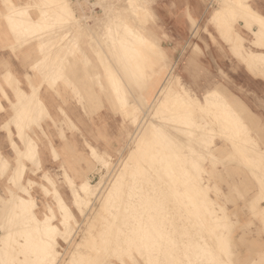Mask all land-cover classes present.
Returning <instances> with one entry per match:
<instances>
[{"label": "rangeland", "instance_id": "1", "mask_svg": "<svg viewBox=\"0 0 264 264\" xmlns=\"http://www.w3.org/2000/svg\"><path fill=\"white\" fill-rule=\"evenodd\" d=\"M106 1H107V4H106ZM243 1L245 2L246 0H243ZM223 2H224V0H221V1L220 0H210V5L209 6H210L211 9H210V12H209L208 16L202 22L197 23L196 25H194L193 32H192L191 36L188 38L187 42L185 43L182 51L179 53L178 57L176 58L175 65L173 67L174 68V73H180L181 74V76L183 78V83L185 84V86L188 89H190L193 93L197 94L200 98H202L204 96V94L208 90L213 89L216 86H221V88L226 93H230V91H231L230 90L231 88H230V85H229L230 82H231L230 73L231 72L233 73V71H231L229 69L223 71L220 68V64H217L216 60L214 59V54L211 51H209L210 48H208V42H207L205 36L203 35V34H208L209 33V26L210 25L214 26L218 30V32H221V33H224V34L227 33V29L230 30V31L232 30V33L233 34L235 33L234 34L235 36H236V32H238V33H240L241 35H243L244 37L247 38V41H244L245 46L248 49L251 47L249 37L244 35L240 31V27L239 26L235 25V23H237V18H241V19L246 18V17H244L242 15V13H240V12L237 13L236 12V14L234 13L236 16H234V15L232 17L229 16V19H228L229 22H228L227 27L222 25L220 22L213 23V21L210 20L211 15L215 11V9L219 8L223 4ZM155 3H156V0H122V1L121 0H110V1L109 0H95L94 3H90L89 2V4H88L90 6V12L95 13V15L91 16V17H86L85 15L84 16L80 15L79 17L81 19L80 18L78 19V22L84 27H87V25H91L92 27H94L96 29L101 28V30H103V33H102V35L100 37V40L102 41V43L105 44L106 48H107L108 44H110L109 45L110 47H108V48H111L109 50L112 51L111 53L113 54V57H114L115 61H112L114 59H112L113 57H111V53H109V56L111 57V59H110L111 60V63H110L111 68H110V70L107 68V66H105L103 68V75L105 77H102V79L104 81L105 80L106 81H110L111 84H110V82H108V85H107V83L105 81V86H104L105 88L100 85V89L106 90L107 87H108V89L106 90V91H108V93L103 91V93H104V95L106 97V98L104 97V102L106 103V110H109L110 113L113 116H115V115H116V117L120 116L121 129L125 132V138H124V141H123L119 151L116 154H111L113 157H109L110 154H108L106 152H100L96 148H95L96 152H94L95 150L93 149V147L89 146L90 149H91L93 167L89 168V171H90L91 174H90V176L87 175L86 179L90 180L92 182V184H95L96 182H98L100 180H103V182H105V185L103 186V188H101L100 186H99V188H96L97 191L95 190V193H97V194L99 193V194L103 195L105 193V187L108 185V182L110 183L112 181V179L114 178V175H116V173H117V168L118 169L120 168L119 166H121V164L123 162L122 160L125 158V156L128 153V151L133 147L132 145H133V139L135 138L134 136L139 134L140 131H141V130L140 131L138 130V125H139L138 123L143 118V116H144L143 114L145 112V109L139 104L138 100L135 98L137 91L144 92L148 80L150 78L154 77V74H156L157 70L161 69V66L163 64V58H162V55L159 52V50H160V48H163L166 45L165 43L168 40V37L163 32L164 24L160 20V18L158 17V15L156 13ZM44 6L47 7V8L45 10L42 9V13H53L54 12V9L51 7L50 4L44 5ZM63 6H64L65 12H69V13L72 12V9L70 8L71 5L69 4V2H63ZM67 7H68V11H67ZM80 12H83V10H81ZM109 14H110V16H109ZM238 15L240 17H238ZM99 17H101V19H98ZM102 18L104 20H102ZM231 18L232 19L234 18V19L232 20ZM120 20H122V21H120ZM94 21H95V23H94ZM97 21H98V24H99V21H101L100 25H98L96 23ZM252 21H253V19H252ZM104 22H106V23H104ZM117 22H119V23L117 24ZM102 23H103V25H101ZM125 23L129 24L132 27L133 31L135 30L134 32H135V34L137 36H140L139 35V33H140L141 34L140 37L147 36L149 39H152V38H154L152 36V31H154V30H155V32L157 31L158 34H159L158 35L159 49H157L153 45L148 47L147 45L150 44V41L148 40L149 42H147V45H145V44H140V46L135 45V46H137L139 48L140 54L142 55V58H137V60H136L135 58H133V55H134L133 52H131V51L123 52L122 51V46H121L122 43L120 42V40H121L120 38L126 37V35L130 36V34H128V31L126 29L123 30L125 28L124 27ZM85 24H86V26H85ZM110 24H111V26H110ZM48 28L49 27H47V29ZM133 31H131V32H133ZM106 32H107V34H105ZM161 34H163V35H161ZM105 36H107V38ZM102 37H104V38H102ZM226 37H227V35H224V37H223L224 40H225ZM106 39H108V42L106 41ZM209 40H211L212 44H214V45H220L218 40H217V38H215L211 34H210ZM226 43H228V42L226 41ZM230 48H231V51L235 55H238L239 62H244L246 64H249L248 62H246L243 59V57L241 56V54H239V51L235 47L233 48V47L230 46ZM206 49H207V51H206ZM118 50H120L121 54L119 53ZM122 54H124V56L126 55L123 58V60H122V56H123ZM141 59L143 60V62H142ZM138 62H140V67L136 68L135 65ZM170 65H169L168 69H170V68L172 69V67H170ZM116 69H119V70H117L119 73L114 71ZM106 70L107 71L109 70L108 73H107ZM232 70H234V69H232ZM122 71H124V72H122ZM167 72H168V70H167ZM131 73H134L135 76L132 77ZM88 75L89 74H87V77L89 78L90 76H88ZM95 76L97 78V75H95ZM89 80H91V81H90L89 84H87V91H88V95L90 97L92 95V93L95 91V89H94L95 86L97 85V87H99V85L92 82L93 78L90 77ZM120 81H121V83H120ZM130 81L132 82L131 84L134 85L133 87L131 85L129 87ZM223 83H224V86H223ZM120 85L122 87H124V86L126 87V88L124 87L125 91L123 90V88ZM110 87H111V89H110ZM114 88H116V92H114L115 91ZM111 90H112L113 93L111 92ZM91 91H92V93L90 94ZM120 92L122 94V97H121ZM128 92H129V94H128ZM117 93H119V94H117ZM107 94H108V96H107ZM124 94H125V96L127 94V97L128 96L130 97V94H131V96H133L134 98L131 97L130 98L131 100H129V97H128L129 101H127V99H125ZM224 96H225V94L223 93V95L220 98H218L219 100H217L216 112L218 111L217 112L218 115L222 114V117H223V115H224V117H225V115H226V117L229 116V118H231L232 125L231 124H229V125L220 124L219 125V122H217L213 126V131L208 132L209 134H207V135H205L203 137V135L205 134V132H204L203 135H202V138H198L197 137L199 140L195 137V139H197L198 142H200V144H198L197 140L193 141L194 138H192L191 141L187 140V139L185 141H183L182 140L183 138H180L181 137L180 136L181 133L180 132H176V130H179V128L176 126L177 129L176 128H174L175 130L173 129L174 125L177 124L175 122L176 111H175L174 107H170L171 109L166 107V106H164V107H162L160 109H154L153 108L152 109L153 111L150 110L148 112V116H146V121H148V122L152 121V119L154 120V122H156V119H157V121L159 123L160 122H164V121L166 122V120H167L168 123H162V124H164V125L168 124L169 126L171 124V128L175 131L174 134H173V130H171V132H172L171 136L173 135L171 137V136H169V134H167V133H169L168 131L171 129L168 125L167 126L163 125V127H160L159 125H155L156 128L153 129L154 130L153 131V136L151 137V140L145 145V152L146 153L150 152L151 149H152V151L162 150L163 149L165 153L167 152L169 154L171 152L173 153L176 150H178V152L176 151L177 154H178V153L181 152V151L179 152V148H181L182 152L185 150V149H183L184 148L183 144H180L182 142L185 143L184 146H187L188 150L191 149L190 151L185 150V152L187 151V154L189 153V156L191 154V156L189 158L190 159L192 158L193 160L186 159V158H188V156L185 155L186 154L185 152L183 153L184 154V158H181V156H183V154L180 153L181 156L177 157V160H176L177 162L175 161L176 163H173V167H177L178 168V166H181V165H184V166L186 165L185 166L186 169H187V167H189V170L187 169V172H188L187 175L188 176H185L186 177L185 178V183H187L186 186L188 188L190 187L192 190L191 189H188V191L185 190L186 192L185 191H181L183 187L180 186L179 188L181 190L179 189V191L176 192V190L174 191L175 188H173L174 185H172L173 187L170 186L171 188H169V186H167V183L169 184V181L171 182V180L174 182L173 178H175V180H176L179 176L181 177V175L178 176V174L176 175V173L173 172L170 175L173 178H170V176L167 175L168 174L167 172L164 173V167L161 164L158 163V160L155 159V160H153V162H152L153 164L152 165L151 164H146V165H148L147 168L149 169L148 172H147V175L152 173L151 174L152 176L150 175L151 178L149 177L151 179V181H147V180H149V178H148L149 175L147 176L146 173L145 174H139L138 175L139 177H138V179L136 180V183H135V188H131V189L126 188V187L124 188L125 192L128 190L127 195L125 194V199L127 198L126 200L130 199V201H131L132 198H133L134 201H135L134 202L132 200L133 201V204H132L133 206L130 207L131 211L129 210L130 211L129 212V217L132 218L133 220L129 218V221L127 222V224H126L127 226H126L125 224L121 225L122 224V220L119 219L120 220L119 222L121 224L118 221H116V225L112 229H110V231H109L107 226L109 224H111L110 220L109 221L107 220V222H106V219L104 218V217H107V216L110 215V213H108V210H107V208L109 206H104V204L102 202L103 200H101L100 198L98 199L96 197V194H95V195H91L87 199L85 198L84 200H80L79 202L76 201L74 192H77V191L81 190L80 187H79V184L82 181L74 183V182H72L70 180H65V181L60 182V183H58V182L55 183V181L52 180V179H50V180L46 179L48 184H49L48 185L49 189L44 188L43 185H41V184H39L37 182H35V183L28 182V184H27L28 186L26 187V189H27L26 191L29 192L28 188H32L33 187V191H34L33 194H34V197H35L36 203H37V207H36L37 210L36 211H37L38 216L40 218H43L45 213L48 214V215L49 214L51 215L52 214V210L51 209H53L55 211L56 215H57V218L54 220V222L59 225L61 231H59L57 234H55V238H53V239L44 238L42 235H37V236L33 237V239H32V237L30 239L25 238L26 236H24L20 232L25 230L27 224H29L30 221H32V220H30L31 212L30 211L25 212L23 217L21 216L22 217L21 220L19 219V217H17L18 219L12 218L14 215L9 213V211L7 210V203L8 202H4L3 201L4 203H2L1 206H0V230L2 229L1 226L3 225V226H5V228L7 230H9L14 235H16L17 233H20V237L17 239L16 237L12 236V237H10L9 241H7L6 244H4V246L2 247V250H0V264H1V261H4V263H2V264H36L37 260H35V257L39 256L38 254L41 252V250H43L44 246L47 247L50 244H53L54 240L57 241V243L55 242L56 244L54 243L57 252H54L53 254H51L49 257H47L40 264H51V262L53 263L54 254L57 255L56 259L59 258V260H60L59 264H65V263H67L70 260V257L72 256V253H76L78 251V249H79V251H81L85 255H89V254L93 255V253H94L95 257H96V262H98V260H102L100 262V264H107V263L108 264H133V263H136V264H152L154 261H155V264H158L159 262H160L159 264H161L162 261L164 262L162 264H165V263L169 264L170 261H172V263L174 262L173 261V257L174 258L176 257L174 255H176V252H177V249H178L177 247L184 248L185 251L186 250H190V252L188 251V254L191 253V255L193 254L194 251L195 252H194V254L192 256L193 258L191 257V255L190 256L188 255L189 257H191V259L187 257V259H189V261H190L189 262L186 259L187 255L185 257H183L185 255V253L180 254L184 250L182 249V251H181V250L178 249V252L181 251L180 253L177 254V255H179V258H178V256H177V258L180 259V261H178V259L176 258L175 260H177V261H176L175 264H177V262L182 264L181 261L183 259L188 261V262L185 261V263H187V264H194L193 263L194 261H196L195 264H197V263L200 264L201 262L204 263V264L205 263L209 264L211 259L215 260V261L211 260V262H213L214 264H217V263L218 264H225V263L226 264H234V263L235 264H248L249 262H250L249 264H264V182H263L264 181V178H263L264 177V173H263L264 172L263 171L264 170V152H263L264 151V117L263 118H259L258 116H256L251 110H249L246 107V104L243 103L241 100H235L234 109L232 110V108H231L230 110H227L226 106H225L227 98H225ZM114 97H115V99H114ZM135 99H136V101H135ZM115 101H117V102H115ZM126 101H127V103H126ZM116 104H117V106H116ZM263 105H264V102H263ZM123 106L124 107L127 106V109L129 111V114H128L129 116L125 114V111L123 113V111H122V109H123L122 107ZM220 106L222 107V109H221ZM235 107L237 108V110L240 113L242 112L241 113L242 115L240 114L241 117H240V115L236 116L237 115L236 114L237 111H236ZM223 109H224V111H223ZM234 111H236V112H234ZM227 114H228V116H227ZM158 115H159V117H158ZM149 116H151L152 118L149 119L150 118ZM171 116L175 117V118H172ZM154 117H155V119H154ZM160 117L162 119H159ZM237 122H239V123H237ZM247 122L250 123V124H248ZM155 124H157V123H155ZM172 124H173V127H172ZM241 124H243L244 127ZM252 124L253 125L256 124V125L253 126ZM136 125H137V127H136ZM246 126H247V128H249L248 130H247ZM159 127H160V129H159ZM165 127H167L166 130H164ZM218 127L220 128V130H219ZM222 127H225V129H223ZM231 128H232V130H231ZM156 129L159 130V131H156ZM223 130H224V132H223ZM217 132H218V134H217ZM254 132L256 134H259V136H257ZM176 133H177V135H179L177 137V139L180 138L182 141L181 140L179 141V139L178 140L176 139V140L173 141V139L176 138ZM178 133H180V134H178ZM206 133H207V131H206ZM240 133H242L241 135H243V134L244 135L241 136V135H239ZM157 135H158V137H157ZM199 137H201V136H199ZM242 138L245 139V140L248 138V140H246V143L244 142L245 140H243ZM236 139H237V141H236ZM164 140H166V141L164 142ZM171 141H173V142L178 141L179 145L177 146V143L175 144V143H172ZM240 141H242V142H240ZM196 142H197L198 145L196 144ZM233 142H235V144ZM171 143L174 146L176 145L175 147H177L178 149L175 148V147H171L172 146ZM238 143H240V145ZM241 144L243 145V147H242ZM180 145H181V147H180ZM188 145L191 146V147L194 146L195 149H193L194 147L189 148ZM200 145H203V146H200ZM236 145H239V146L237 147ZM245 145H247V146H245ZM198 146L199 147H203V148H198ZM205 146H206V148H205ZM170 148H171V150H170ZM196 148H197L198 151L200 150L198 153L196 151ZM258 148H260V149H258ZM174 149H176V150H174ZM211 149H213V151ZM238 150H240V151H238ZM169 151H171V152H169ZM192 151H194V152H192ZM201 151H203V152H201ZM156 152L157 151H155V153ZM238 152H239V154H238ZM200 153H201V157L199 155ZM240 153H242V154L240 155ZM248 153H249V155H248ZM203 155H205V156H203ZM102 156L106 160H108L107 163L103 162ZM185 156H186V158H185ZM193 156L194 157L197 156V157L193 158ZM198 156L200 157V159L202 158L201 159L202 161L200 159H198ZM259 156H261V157H259ZM178 158H179V160L181 158V162L178 160ZM262 158H263V161L261 162ZM183 159H185L186 161L188 160V163L191 161L190 165L192 164L191 165L192 168H190L191 166L189 164H186L187 162H185V160L182 161ZM210 159L215 161V163L213 161L215 166L211 162L212 160L210 161ZM225 159H227L226 162H225ZM86 162H89V158L88 157L86 159ZM182 162L184 164H182ZM221 162H223V163H221ZM245 162H246L247 165L245 164ZM179 163H181V164H179ZM196 163H199L197 165L198 167H195ZM258 163H259V166H258ZM176 164H179V165L175 166ZM193 165H194L195 168L193 167ZM228 165H229V168H228ZM248 165H250V166H248ZM199 166H201V167H199ZM150 167H152V168L150 169ZM259 167L260 168L262 167V168L260 169ZM198 168H199V170H198ZM203 168H204V170H203ZM196 169L199 172H196L197 171ZM221 169H222V171H221ZM158 171L160 172V174L158 173ZM226 171H228V173ZM161 172H163V173H161ZM195 172L198 173V174H196ZM161 174H165L168 177L167 178L164 175V177L166 178V179L165 178L164 179L166 181L162 178L163 175L161 176ZM197 175H199V176L197 177ZM152 177H154L157 181H154L155 179L152 180ZM189 177H190V179H188ZM223 178H225V179H223ZM182 179L183 178H181V180ZM199 179H200V181H199ZM259 179L261 181H259ZM138 181L140 183H138ZM163 181L167 182V183H164ZM42 182L47 184L43 180H42ZM152 182L156 183L157 185H160V187H159L160 189L164 188L161 195L163 196V194H164V196H165V194L166 195L168 194L167 197H165V198H168L167 200L165 199L166 201L163 198L164 196L162 197L160 194H158L159 192L161 193V191L157 190L159 188L158 187H157V189L153 188V187H156V184H152ZM72 183H74L75 185H72ZM162 183H164L167 187L164 184H162ZM188 183H190L191 185H189ZM198 183H200V185ZM212 184L214 185V187H213ZM65 185H67V187L70 189V192L72 193V196L71 195L70 196L65 195V193H66L65 191H60V192L62 194V197L64 198L66 203L69 205V207H70V209H71V211L73 213V216L69 217V219H66V220L61 215V212L59 210L58 198L56 196L57 190L58 189L60 190V188H64ZM150 185L151 186L153 185L152 188L154 190H156V192L157 191H159V192L158 193H156V192L153 193L154 190L153 189L151 190V186ZM162 185H164V186H162ZM138 186H140L139 189H137ZM161 186H162V188H161ZM192 186H193V188H192ZM215 186L217 187V189H216ZM195 187L196 188L199 187L198 189H200L199 190L200 192ZM36 188H43L44 194L46 195V197L45 196H37L35 191H37L38 189H36ZM29 190H31V189H29ZM131 190H132V193H133V190L134 191L137 190V195L138 194L139 195L142 194V195H140V197H138V196H136V192L134 194H132ZM164 190H166V191L164 192ZM194 190H196V192ZM203 190H204V193H201ZM216 190H218V191H216ZM192 191H193V193H192ZM206 191L208 192V195H207ZM212 192H214L215 195ZM174 193L176 195L178 193L183 194V196L185 195L186 197L184 196L183 199L186 198V201H185V199H184V201L187 202L188 204L187 203H183L184 201H182L183 200L182 199V195L178 194L179 196H181V199H182L181 200ZM191 193H192V195H191ZM129 194L131 196H128ZM150 194H152L153 196H156V194L160 195V197H159L160 200L157 202L156 200H158V198L156 199V197H158V196H156L155 199H153L154 203L156 202L155 204L153 202H150V201L148 203L147 200H149L151 198ZM196 194H197V196H196ZM134 196H135V198H134ZM145 196H147V197H145ZM149 196H150V198H148ZM171 196H173V197H171ZM193 196H195V197H193ZM144 197H145L146 200L144 199ZM152 198H154V197H152ZM173 198L175 200L177 199L178 201L181 200L184 205H181L182 203H178L177 200H176L177 201V203H176V201ZM162 199H163V201L165 203H168V205L169 204H174V205H171V206L169 205V207H168L167 205H165L164 202L161 201ZM191 199H195L194 202H192ZM150 200H152V199H150ZM170 200H171L172 203L169 202ZM215 200H216V202H215ZM143 201L146 202L147 205H146V208L143 207L140 210V208L137 207V206L138 205L140 207L143 206V205L145 206L146 203H144ZM160 201H161V203H159ZM140 203H144V204L141 205ZM150 203H153L155 206L158 205V203H159V205H163L162 210L164 209V211H162V210H161L162 212L158 211L159 210L158 207H154V205H152V204H151L152 205L151 206ZM178 204L180 205L181 208L179 207ZM189 204L192 207L194 205V208H193V209H195V211L193 210L194 212L192 211V208H191V206H189ZM187 205L189 207H186ZM115 206L112 205V209L113 210L115 209V211L116 210L118 211L117 206H116V208H115ZM149 206L151 207V209H150ZM184 206L186 207V210L184 209L185 208ZM152 207H154L156 209H154ZM170 207L172 209L175 208L176 210L180 209L181 213H182V211H184V213H185L184 216L185 217L182 214H180V212H179V214L181 216L178 217L179 214H176V212L174 210H171ZM218 207L219 208L222 207L223 211H222L221 208L219 209ZM144 208L147 209V210H145ZM160 208H161V206H160ZM187 208H188V211L189 210H191V211L188 212ZM201 208H203V209H201ZM142 209H144V210H142ZM152 209H154V210L158 209V210L157 211L153 210V212H154L153 213ZM165 209L168 210V211H166ZM148 211L150 212L151 215L147 214V217H146V213ZM63 212H64V210H63ZM155 212H156V215H155ZM159 212L162 213V214L164 213L165 216L163 217L162 214H160L161 216H157V213H159ZM167 212H168V214H170V217H171V215H173L172 218L174 219V222L172 221L173 219L168 217L169 215L167 214ZM29 213H30V216H29ZM130 213H133V214H131V216L135 215L134 218L130 216ZM138 213H139V216H141V217L136 215ZM140 213L141 214L143 213L142 214L143 216ZM171 213H174L175 217H174V214H171ZM144 214H145V216H144ZM190 214H192L194 217L195 216L198 217V219L197 220H195V218L193 219V216L190 215ZM225 214H227V215H225ZM1 215H3V216L1 217ZM166 215H168L167 219L169 218L170 221L165 219ZM152 216H154V217H152ZM225 216H226V218H225ZM182 217H183V219H182ZM143 218L145 220L148 219V218L149 219H151V218L152 219L153 218L156 219L157 218V220H155V221L153 220V222H155L156 224L152 223L154 226L157 225L156 227H158L160 222L161 223L164 222L163 224H160L161 227H158L160 229L163 228V227L167 228L169 223L167 222L168 224L166 226V221H169V222L172 221L171 225L172 224L173 225L171 227L172 230L170 231V233H172L173 228H174V231H180L182 229V231H180L181 233L186 231L187 229H186L185 226H184L185 230H183L184 228L181 227V226L184 225L186 220L187 221L189 220L190 222L188 221V223H189L188 225H187V222H186L185 225L187 226V228L188 227L193 228L194 229L193 231H195L197 228L201 231L202 230L201 225L202 226L204 225L202 234H203V237H204L205 241L209 239L210 235H212L210 237V239H209V242L211 240L209 246L211 247V250H213V252L210 251L209 255L213 254V256L215 255L216 257H213L211 255L209 256V255L205 254V257H204L205 259H203V258H201V260H200V258L195 259V256H194L195 253L198 252L196 254L197 255L196 257H198L199 255L202 256V250H203V248L206 247V243H208V242H206V243L203 244L205 247L202 245L203 248L202 249L200 248L201 252H200L199 248L197 249V252H196V250H194L195 247L197 246L196 243H195L196 246L193 245L190 248V246L192 244L191 241L196 239L194 237H197L198 235H200L198 230L195 231V232H198V233L194 234L193 238H192V236L189 235V233H191L192 231L190 229H189L190 231H186V233H188L187 235H189L191 237V239H192L191 240L189 237H187V240L190 239L189 241L191 243L189 241H186L184 239L185 237H180L179 238L177 234L180 235L181 234L180 232L179 233L175 232V233H177V234H175L177 239H176V237L174 236V233H173V237L176 239V240H174V243H175V241L177 243L178 242L177 240H180V239H181L179 241L180 244H182V243L185 244L184 241L190 243V244L187 243L190 246H188L186 244L185 245L183 244L182 246L181 245L179 246V243H178L177 246L174 247V245L172 246V244H174V243H172V244L170 243L169 244L167 242L168 245H167V243H165L166 240L169 241L171 239H174L171 236H169V234H170L169 232H166V230L168 231L169 229H171L169 226H168V228L166 230L163 231V229H161V232H159L158 228H157L158 231H157V229H154V228L152 229L151 228V227H154L151 224V222H152L151 220H149V219L146 220V221H148V224H147L146 221H143L144 220ZM162 218L165 221H161ZM179 218H180V220H179V222L176 225L175 222L178 221L176 219H179ZM184 218H186V220ZM1 220H2V222H1ZM89 220H91V221H89ZM139 220H141V221H139ZM183 220H185V221L180 223V221H183ZM200 220H202L201 222L203 224H200L201 223ZM19 221H20V223H19ZM157 221H158L159 224H157ZM191 221L195 222L196 225H194V227H193V224H190ZM197 221L200 222V223H197ZM104 222H106V223H104ZM141 223L144 224L145 226L147 225L146 228H145V226H141ZM149 223H150V225H149ZM174 223H175L176 227L178 226L177 228L175 227ZM179 223L180 224L183 223V224L180 225ZM227 223H230L231 229L233 228L232 230L229 228V226L228 227L225 226ZM102 224L105 227H103ZM132 224H133V226H131ZM205 224H207V225H205ZM231 224H233V226ZM101 225H102V228H101ZM128 225H129V227L131 229L128 227ZM195 226L197 228H195ZM199 226L201 228H199ZM54 228L55 227H50L48 229V231H51V229H52L53 231H51V234H53L54 231H55ZM76 228H77V230H76ZM105 228H107V229H105ZM210 228L212 230L215 229V231L210 232L211 231ZM101 229H103L104 231L101 230ZM122 229L124 230V232H123ZM205 229H207V230L210 229V231H205ZM228 229H230V230H228ZM137 230H139V231H137ZM125 231H126V233H125ZM136 231L141 233V234L138 235V233H137V234L134 235V233ZM149 231H152V233L150 232V234H149ZM155 231H157V232L155 233ZM1 232H2V230L0 231V233ZM107 232H109V233H107ZM204 232H206L207 234H208V232H210V233L207 235V234H204ZM214 232H215V234H214ZM104 233L106 235H104ZM153 233H155L154 234L155 235L154 238H153ZM163 233H166V234L169 233L167 235L169 237L167 238V236L165 235L166 238L162 239L159 236V234L164 236ZM193 233H191V234H193ZM228 233H231L230 236H229ZM51 234L47 235L48 238L52 237ZM185 234L183 233L182 235H185ZM117 235H118V237H117ZM121 235L124 238H120ZM149 235H151V236H149ZM214 235L217 236L218 238L216 239V237ZM90 236H91V238H89ZM139 236H140V238H139ZM206 236H208V237H206ZM224 236H226L225 239H224ZM38 237H39V239H38ZM85 237H87L86 242H84V244H81V243H83ZM104 237H106V240H105ZM108 237H110V238H108ZM149 238L151 240H154V241L152 242ZM219 238H222L223 240H220ZM107 239H108V241H107ZM114 239H115V241H114ZM116 239H119V240H116ZM158 239H161V240L157 241ZM198 239H199V236H198ZM198 239H197V241H198ZM230 239L232 240V242H230ZM88 240L91 241V243ZM122 240L123 241L125 240V241L123 242ZM142 240L144 241V243H143ZM147 240L150 243V246H149V243L146 242ZM217 240H219L220 242L217 241ZM224 240H225V242H224ZM99 241H101V242H99ZM134 241H136V245H134V243H133ZM161 241H163L162 244H161ZM171 241H169V242H171ZM36 242H38L37 245H35ZM159 242H160V244H159ZM194 242L195 241H193V244H194ZM98 243L99 244L101 243V246L98 245ZM109 243H110V245H109ZM151 243L155 244V245L152 246ZM163 243H164V245H163ZM144 244H145V246H146V244H148L147 245L148 248L145 247ZM217 244H220L221 247H220V245H217ZM138 245H139V248H138ZM162 245L163 246H165V245L169 246L170 245V247H172V248L174 247V249H176V250L174 251L172 248L167 247V246H165V248L167 247L166 249L165 248H159ZM228 245H229V247H228ZM113 246L114 247L115 246L116 247L119 246L118 247L119 250L116 247L114 249ZM135 246H136V248H135ZM156 246H158V248ZM89 247L90 248L92 247V248L90 249ZM104 247H105V250H107L106 252L105 251H101L102 249H104ZM155 247L157 248V250H155ZM218 247L221 248L222 251H226L227 254L225 252H222L220 249H218ZM227 247L230 248V251L228 250ZM40 248H41V250H40ZM137 248H138L139 252H138ZM169 248L171 250H173L174 252L170 251ZM99 249H100V251H98ZM150 249H151V251L148 252V250H150ZM162 249H165V252L167 254H170V255H167L164 252V250L162 251ZM191 249H193V250H191ZM37 250H38V252H37ZM140 250L142 252L143 251L144 252L142 253V252H140ZM166 250H169L174 255H172L171 253H169V251H166ZM160 251H161V253H160ZM218 252H220V253H218ZM153 253L156 256L158 255V257H162V255H163L164 259H169L168 256L172 257V258H170L171 260L169 259V262H167V260H164V259L162 260L161 258L155 257V255L153 256ZM223 253H225V256H224ZM233 253H235V254H233ZM110 254H112V255L110 256ZM186 254H187V251H186ZM148 255H150V256H148ZM180 255H182L181 257L183 259L180 258ZM219 255H222V256H219ZM227 255H229V256L227 257ZM166 256H167V258H166ZM29 257H33V259H30ZM101 257H102V259H101ZM106 257H107V259H106ZM132 257H133V259H132ZM218 257L221 258V259H218ZM229 257H230V259H231V257L233 258V259H231L232 262L234 261L233 263L230 262L231 260H229ZM193 259H195V260L192 261ZM217 259H218V261H217ZM134 260H136V261H134ZM147 260H149V262ZM202 260H205L206 262H203ZM225 260L229 261V262H226ZM122 261L124 263H122ZM145 261L147 263H144ZM197 261H199V262H197ZM150 262H152V263H150ZM172 263H170V264H172Z\"/></svg>", "mask_w": 264, "mask_h": 264}, {"label": "crops", "instance_id": "2", "mask_svg": "<svg viewBox=\"0 0 264 264\" xmlns=\"http://www.w3.org/2000/svg\"><path fill=\"white\" fill-rule=\"evenodd\" d=\"M94 1L0 0V204L8 200L11 191L27 196L26 193L16 189L12 183L11 179L15 173L13 171L17 168L22 170L21 182L25 189L28 182H37L49 189L46 179H52L55 183L65 180L77 183L91 174L89 168L93 167V164L89 146L100 152L116 154L124 141L125 132L121 129L120 116H113L109 110H106L104 90L100 89V85L104 87L106 81L102 79L105 77L103 68L111 63L108 49L110 44L106 50L105 45L99 40L103 30L91 25L87 26L88 29L78 22L80 15L86 17L95 15L90 12L88 5L89 2L94 3ZM63 2H69L72 12H65ZM245 2L264 16V0H246ZM47 4L54 9L53 13H42V9L47 8L44 5ZM209 5L210 0H156V13L163 22V32L168 37L166 45L162 47L170 57V67H174L176 58L191 36L194 29L193 21L200 23L205 20L211 9ZM81 10L83 12H80ZM235 25L240 27V31L248 36L250 41L254 40L253 31L258 30V25L253 23L251 17L237 18ZM29 30L33 33L31 34ZM97 30L100 31V35L99 31L94 33ZM210 34L217 38L220 45L212 44L209 40ZM158 35L157 31H152V36L157 40ZM203 35L208 42L209 51L214 54V59L217 64H220V68L223 71L228 69L233 71L230 73L231 89H229L231 91L227 94L235 100H241L256 116L263 118L264 69L239 62L238 56L231 51L230 44L224 40L225 34L218 32L214 26L210 25L209 33ZM48 39L54 41L51 40L52 43H49L51 41ZM67 44L71 45L67 46ZM250 45L253 51L264 55V43L262 46L251 43ZM155 47L158 49L157 46ZM103 54L106 55L103 56ZM98 57L102 59L98 60ZM104 57L106 62H102L105 61ZM68 59L69 62L71 60L72 67L68 64ZM88 66L92 75L85 70ZM70 71L75 73V79ZM85 72L93 78V83L99 85V87L95 86V91L91 92L90 97L86 89L89 80ZM76 73L77 76H82L77 77ZM94 74L98 77L96 78ZM78 81L80 84L77 83ZM74 82L79 86L83 82L81 89L74 85ZM106 83L108 85V81ZM96 98L98 100H95ZM33 101L34 103L40 101V104L32 108ZM29 141L36 147L35 160H28L23 155L19 156L25 151ZM87 157L89 162H86ZM42 180L47 184L41 183ZM36 189H38L35 191L37 196L46 197L43 188ZM28 191L34 196L33 187L28 188ZM57 191L60 194V191H65V195L72 196L67 185Z\"/></svg>", "mask_w": 264, "mask_h": 264}, {"label": "bare ground", "instance_id": "3", "mask_svg": "<svg viewBox=\"0 0 264 264\" xmlns=\"http://www.w3.org/2000/svg\"><path fill=\"white\" fill-rule=\"evenodd\" d=\"M13 1V0H12ZM110 1V0H109ZM122 1V0H121ZM221 1V0H220ZM106 4H107V1H106ZM109 4V3H108ZM119 4V3H118ZM48 5V4H47ZM127 6V5H126ZM43 7V6H42ZM129 7V6H128ZM71 8V7H70ZM104 8V7H103ZM61 10H63L62 8H60ZM59 9V10H60ZM0 10H1V8H0ZM64 11V10H63ZM62 11V12H63ZM71 11V10H70ZM2 12V11H1ZM107 12V11H106ZM236 12L238 13V12H240V13H242V15L244 16V17H251L252 19H253V23L254 24H256V25H258V30L257 31H253V34H254V40H252V41H250V43L252 44V45H255V46H262L263 45V43H264V16L262 15V14H260L258 11H256V10H253L252 9V7L248 4V3H245L243 0H224V2H223V4L219 7V8H217V9H215V11L213 12V14L211 15V18H210V20L211 21H213V23H216V22H220L222 25H224V26H226L227 27V25H228V19H229V16L230 17H232L233 15L234 16H236L235 14H236ZM64 13V12H63ZM235 13V14H234ZM47 14V13H46ZM75 14V13H74ZM104 15V14H103ZM54 16V15H53ZM64 16H65V14H64ZM68 16V15H67ZM105 16V15H104ZM109 16H110V14H109ZM62 17H63V15H62ZM103 17V16H102ZM50 18V17H49ZM76 18H78L77 17V15H76ZM80 18V17H79ZM78 18V19H79ZM107 18V17H106ZM51 19H52V17H51ZM81 19V18H80ZM98 19H101V17H99ZM232 19V18H231ZM234 19V18H233ZM232 19V20H233ZM42 20V19H41ZM50 20V19H49ZM59 20V19H58ZM102 20H104L103 18H102ZM51 21V20H50ZM108 21V20H107ZM116 21V20H115ZM118 21V20H117ZM120 21H122V20H120ZM53 22V21H52ZM51 22V23H52ZM59 22V21H58ZM85 22V21H84ZM100 22L101 21H99V24H98V21L96 22L98 25H100ZM31 23V22H30ZM39 23H40V21H39ZM43 23V22H42ZM47 23H49V21L47 22ZM57 23V22H56ZM83 23V22H82ZM94 23H95V21H94ZM104 23H106V22H104ZM119 22H117V24H118ZM193 23H194V25H196L197 23H196V21H193ZM36 24V23H35ZM108 24V23H107ZM113 24V23H112ZM30 24H28V26H29ZM101 25H103V23L101 24ZM109 25V24H108ZM250 25V24H249ZM44 26V25H43ZM42 26V27H43ZM51 26V25H50ZM64 26V25H63ZM68 26H70V25H68ZM85 26H86V24H85ZM87 26H89V25H87ZM110 26H111V24H110ZM109 26V27H110ZM124 26V25H123ZM255 26V25H254ZM83 27V26H82ZM125 28L123 29V30H127L128 31V34H130V36L128 35H126V37H123V38H120L121 40H120V42L122 43V51L123 52H125V51H131V52H133L134 53V55H133V58H135L136 60H137V58H142V55L140 54V50H139V48L137 47V46H140V44H145V45H147V42H149L150 41V44L149 45H147L148 47H150V46H157L158 47V49H159V40H157L156 38H152V39H149L147 36H144V37H140L141 36V34L139 33V35L140 36H137L136 34H135V30L133 31L132 30V27L129 25V24H127V23H125V26H124ZM39 28V27H38ZM63 28V27H62ZM68 28H70V27H68ZM88 28V27H87ZM30 29V28H29ZM64 29H67V28H64ZM63 29V30H64ZM83 29V28H82ZM89 29V28H88ZM87 29V30H88ZM100 30H101V28H99ZM117 29V28H116ZM257 29V28H256ZM39 30V29H38ZM30 32H31V34L33 33L31 30H29ZM93 31V30H92ZM99 30H97V31H95L94 33H96V32H98ZM131 31H133V32H131ZM41 32V31H40ZM89 32V31H88ZM87 32V33H88ZM111 32V31H110ZM137 32V31H136ZM103 33V32H102ZM90 34H91V31H90ZM105 34H107V32L105 33ZM235 34V33H234ZM233 33H232V30L230 31V30H228L227 29V33H225V35H227V37L225 38V40L230 44V46L231 47H235L238 51H239V54H241V56L243 57V59L246 61V62H248L251 66H253V67H255V68H258V69H264V55L262 54V53H257V52H255V51H253L251 48H247L246 46H245V44H244V41H247V38L246 37H244L243 35H241L240 33H238V32H236V36L234 35ZM34 35V34H33ZM73 35V34H72ZM91 35H93V34H91ZM96 35V34H95ZM98 35V34H97ZM99 35H100V31H99ZM115 35V34H114ZM121 35V34H120ZM49 36V35H48ZM60 36V35H59ZM56 37V36H55ZM74 37V36H73ZM91 37V36H90ZM106 38H107V36H105ZM114 37V36H113ZM24 38V37H23ZM26 38H27V36H26ZM52 38V37H51ZM64 38V37H63ZM94 38V37H93ZM96 38V37H95ZM102 38H104V37H102ZM54 39V38H53ZM53 39H51V40H53ZM90 39V38H89ZM49 40V39H48ZM51 40H49V41H51ZM94 40V39H93ZM97 40V39H96ZM100 40V39H99ZM149 40V41H148ZM46 41V40H45ZM54 41V40H53ZM60 41V40H59ZM71 41H72V38H71ZM74 41H76V40H74ZM89 41H91V40H89ZM106 41L108 42V39H106ZM66 42V41H65ZM237 44H236V43ZM17 43V42H16ZM41 43H43V42H41ZM49 43H52V41L51 42H49ZM72 43V42H71ZM93 43V42H92ZM92 43H90V44H92ZM96 43H99V41L97 42L96 41ZM95 43V44H96ZM106 43V42H105ZM55 44V43H54ZM56 44H57V42H56ZM55 44V45H56ZM77 45H78V43H76ZM104 44V43H103ZM41 45V44H40ZM70 46L71 44H67V46ZM97 45V44H96ZM95 45V46H96ZM100 47H101V45L100 44H98ZM105 45V44H104ZM135 45H137V46H135ZM46 46V45H45ZM47 46H50V45H47ZM98 46V47H99ZM118 46V45H117ZM40 47V46H39ZM93 47H94V43H93ZM47 48V47H46ZM70 48H72V47H70ZM77 48V47H76ZM117 48V47H116ZM94 49L96 50V48L94 47ZM100 48H98V50H99ZM101 49H102V47H101ZM108 49H111V48H108ZM119 49V48H118ZM56 50V49H55ZM71 50V49H70ZM103 51H104V49H102ZM102 50H100V51H102ZM106 50H107V48H106ZM72 51V50H71ZM70 51V52H71ZM109 51V50H108ZM119 51V53H120V50H118ZM65 52V51H64ZM73 52V51H72ZM96 52V51H95ZM107 52V51H106ZM110 53L112 52V51H109ZM159 52L161 53V55H162V58H163V64H162V66H161V69L160 70H157V72H156V74H154V77H152V78H150L149 80H148V82H147V84H146V88H145V90H144V92H139V91H137V93H136V96H135V98L138 100V102H139V104L145 109V112H144V116H143V118L140 120V122L138 123L139 125H138V130L140 131V133L139 134H137L136 136H134L135 138L133 139V147L128 151V153L126 154V156H125V158L122 160L123 162H122V164H121V166H119L120 168L118 169L117 168V173H116V175H114V178L112 179V181L109 183L108 182V185L105 187V193L102 195V194H97V193H95V190H96V188H99V186L101 187V188H103V186L105 185V182H103V180H100V181H98V182H96L95 184H92V182L90 181V180H87L86 178L84 179V180H82V182L79 184V187H80V191H77V192H74V195H75V199H76V201L77 202H79L80 200H84L85 198L87 199V198H89L91 195H95L96 194V197L99 199H101V200H103L102 202H103V204H104V206H109L108 208H107V210H108V213H110V215L109 216H107V217H104L105 219H106V222H107V220L109 221L110 220V223L111 224H109L108 226H107V228H108V230L110 231V229H112L115 225H116V221H120L119 219H121L122 220V224L121 225H126L127 224V222L129 221V212L131 211L130 210V207L131 206H133L132 204H133V201H134V199L132 198V200L130 201V199L129 200H126L125 199V194L127 195V193H128V190L125 192V187L126 188H129V189H131V188H135V183H136V180L138 179V175L139 174H145L146 173V175H147V172H148V165H146V164H153L152 162H153V160H158V163L159 164H161L163 167H164V173H168L167 175H171L173 172H175L176 173V175L178 174V176L179 175H181V177L179 176L176 180H175V178H173V177H171L170 176V178H173L174 179V182L171 180V182L169 181V184L167 183V182H164V183H167V186H169V188H171V187H173L172 185H174V187L173 188H175L174 189V191L176 190V192H178L179 191V187L180 186H182L183 188H182V190L181 191H188V189H191L190 187L188 188L186 185H187V183H185V176H188L187 174H188V172H187V169L189 170V167H187V169L185 168V166L184 165H181V166H178V168L177 167H173V163H176L177 161V157H179V156H181V154H183L184 152H185V150H188L187 149V146H184L185 145V143H180V144H183V149H185L183 152H182V150H181V148H179V152L181 153H178L177 154V152H178V150H176V149H174V150H176L175 152H171V151H169V152H171L170 154L169 153H165L164 152V150L162 149V150H155V151H157L156 153H155V151H152V149H151V151L150 152H145V145L151 140V137L153 136V129L154 128H156V126L155 125H159L160 127H163V125L164 124H162V123H168L167 122V120H166V122L164 121V122H158L157 121V119H156V122H154V120L152 119V121H146V116H148V112L150 111V110H152L153 108L154 109H160V108H162V107H164V106H166V107H168V108H170V107H174V109H175V111H176V119H175V122L177 123V124H175L174 125V127H173V124H172V127H173V129L174 128H176V126L179 128V130H176V132H180L181 133V137L180 138H183L182 140L183 141H185L186 139L187 140H190L191 141V139L192 138H194L193 139V141L194 140H197L198 138H202V135H203V133L205 132V134L203 135V137L205 136V135H207V134H209L208 132H210V131H213V126L217 123V122H219V125L220 124H226V125H229V124H231L232 125V123H231V118H229V116H228V114H227V116L228 117H226V115H225V117H224V115H223V117H222V114H217V112H216V105H217V100H219L218 98H220L222 95H223V93L225 94V98H227V101H226V109L227 110H230L231 108H232V110L234 109V104H235V99H234V97H232V96H230V94H227L222 88H221V86H216V87H214L213 89H210V90H208L205 94H204V96L202 97V98H200L197 94H195V93H193L190 89H188L186 86H185V84L183 83V78H182V76H181V74L180 73H174V68H170V69H168V67H169V65H170V57H169V55L166 53V51L163 49V48H160V50H159ZM58 53V52H57ZM99 53H101L102 54V52H99ZM105 53V52H104ZM72 54V53H71ZM121 54V53H120ZM125 54V53H124ZM124 54H122L123 56H122V60H123V58L126 56H124ZM56 55V54H55ZM104 55H106V54H103V56ZM99 56V55H98ZM238 56V55H237ZM44 57V56H43ZM68 57V56H67ZM70 57V56H69ZM68 57V58H69ZM100 57V56H99ZM99 57H98V60H101V59H99ZM111 57H113V54L111 53ZM111 57H110V59H111ZM116 57V56H115ZM240 57V56H239ZM40 59V58H39ZM65 59H67V58H65ZM104 60L106 59L105 57L103 58ZM112 59H114V57L112 58ZM74 60V59H73ZM142 60V59H141ZM45 61V60H44ZM108 61V60H107ZM112 61H115V59L114 60H112ZM68 62H69V59H68ZM70 62H71V60H70ZM70 62L68 63V64H70ZM76 62V61H75ZM100 62V61H99ZM102 62H106V60L105 61H102ZM142 62H143V60H142ZM41 63V62H40ZM109 63V62H108ZM36 64V63H35ZM42 64V63H41ZM49 64V63H48ZM62 64V63H61ZM100 64H101V62H100ZM114 64V63H113ZM116 64V63H115ZM125 64V63H124ZM43 65V64H42ZM71 65V67H72V64H70ZM73 65H75V64H73ZM77 65H79V64H77ZM92 65V64H91ZM109 65V64H108ZM107 64H106V66H108ZM245 65H247V64H245ZM87 66V65H86ZM93 66V65H92ZM92 66H91V68H92ZM116 66V65H115ZM136 68H139L140 67V62H138V63H136ZM44 67V66H43ZM48 67V66H47ZM52 67V66H51ZM61 67V66H60ZM108 67H110L111 68V66L109 65ZM50 68V67H49ZM65 68V67H64ZM67 68V67H66ZM70 68V67H69ZM86 68V67H85ZM110 68H109V70H110ZM38 69V68H37ZM63 69V68H62ZM68 69V68H67ZM67 69H65V70H67ZM81 69V68H80ZM84 69V68H83ZM89 69V66L87 67V69H85V70H88ZM115 69V68H114ZM43 70V69H42ZM69 70H71V69H69ZM74 70V69H73ZM72 70V71H73ZM85 70H83V71H85ZM90 70V69H89ZM87 71V72H89V74L91 73L90 71ZM108 70V71H109ZM117 70H119V69H116V70H114L115 72H118ZM123 70V69H122ZM167 70H168V72H167ZM252 70V69H251ZM49 71V70H48ZM94 71V70H93ZM92 71V72H93ZM107 71V70H106ZM108 71H107V73H108ZM66 72V71H65ZM71 72V71H70ZM78 72V71H77ZM87 72H85V73H87ZM95 72H96V69H95ZM94 72V73H95ZM112 72V71H111ZM122 72H124V71H122ZM251 72V71H250ZM42 73V72H41ZM55 73V72H54ZM72 73V72H71ZM83 73V72H82ZM81 73V74H82ZM97 73V72H96ZM119 73V72H118ZM51 74V73H50ZM63 74V73H62ZM73 74V76H74V74L75 73H72ZM72 74H71V76H72ZM88 74V73H87ZM93 73H91V75H92ZM59 75V74H58ZM64 75H65V73H64ZM78 75H79V73H78ZM95 75V74H94ZM93 75V76H94ZM97 75V74H96ZM69 75H67V78H69L68 77ZM76 76H77V73H76ZM79 76H82V75H79ZM79 76H77V77H79ZM84 76V75H83ZM88 76H90V75H88ZM111 76V75H110ZM119 76V75H118ZM125 76V75H124ZM131 76L132 77H134L135 76V74L134 73H131ZM49 77V76H48ZM86 77V76H85ZM97 77H98V75H97ZM126 77V76H125ZM71 78V77H70ZM73 78V77H72ZM71 78V79H72ZM76 77L74 76V79H75ZM82 78V77H81ZM88 78V77H87ZM90 78V77H89ZM89 78H88V80H89ZM118 78V77H117ZM128 78V77H127ZM126 78V79H127ZM70 79V80H71ZM79 79V78H78ZM83 79H85V78H83ZM77 80V79H76ZM80 80V79H79ZM85 81V80H84ZM91 80H89V82H90ZM76 82V81H75ZM74 82V83H75ZM81 82V81H80ZM89 82L87 81V84H89ZM108 82H110V81H108ZM77 83H79V81L77 82ZM83 83V82H82ZM82 83H81V85H82ZM120 83H121V81H120ZM132 82L130 81V84H129V87H130V85L133 87L134 85H132L131 84ZM80 84V83H79ZM85 84V83H84ZM110 84H111V82H110ZM74 85H76V86H79V85H77L76 83L74 84ZM80 85V86H81ZM91 85V84H90ZM115 85V84H114ZM122 85V84H121ZM120 85V86H121ZM80 86H79V88H80ZM122 87V86H121ZM125 87V86H124ZM124 87H122L123 88V90L125 91V89H124ZM1 88V87H0ZM83 88H84V86H83ZM119 88V87H118ZM126 88V87H125ZM22 89V88H21ZM81 89V88H80ZM87 89V88H86ZM107 89H108V87H107ZM106 89V90H107ZM110 89H111V87H110ZM106 90H104L105 92H108V91H106ZM114 92H116V88H114ZM122 90V89H121ZM128 90V89H127ZM1 91V90H0ZM20 91V90H19ZM2 92L3 93H6V92H4L3 90H2ZM2 92H1V94H2ZM84 92H86V91H84ZM84 92H82V93H84ZM92 92V91H91ZM90 92V93H91ZM111 92H112V90H111ZM38 93V92H37ZM113 93V92H112ZM126 93V92H125ZM117 94H119V93H117ZM120 94H121V92H120ZM128 94H129V92H128ZM34 95V94H33ZM94 95V94H93ZM114 95V94H113ZM25 96V95H24ZM89 96V95H88ZM107 96H108V94H107ZM124 96H125V94H124ZM7 97H8V95H7ZM18 97V96H17ZM121 97H122V94H121ZM120 97V98H121ZM127 97V94H126V96H125V99H127V101H129V100H131L130 98L131 97H133V96H131V94H130V97H129V100H128V97ZM20 98V97H19ZM33 98V97H32ZM37 98V97H36ZM87 98V97H86ZM110 98V97H109ZM134 98V97H133ZM132 98V99H133ZM233 98V99H232ZM23 99V98H22ZM114 99H115V97H114ZM136 99H135V101H136ZM9 100V99H8ZM86 100H88V99H86ZM95 100H98L97 98L95 99ZM94 100V101H95ZM29 101V100H28ZM32 101V100H31ZM127 101H126V103H127ZM134 101V102H135ZM35 101H33V102H31V106H32V108H34L33 106H38V104H40L39 102H36V103H34ZM115 102H117V101H115ZM114 102V103H115ZM30 103V102H29ZM28 103V104H29ZM100 104V103H99ZM98 105V104H97ZM21 106V105H20ZM116 106H117V104H116ZM1 107V106H0ZM221 107V106H220ZM24 108V107H23ZM118 108V107H117ZM123 109H122V111H123V113H124V111H125V114L126 115H128L129 114V111H128V109H127V106L126 107H122ZM25 109V108H24ZM171 109V108H170ZM221 109H222V107H221ZM235 109H236V111H234V112H236V116H238V115H240L241 113L237 110V108L235 107ZM13 110V109H12ZM94 110V109H93ZM25 111V110H24ZM153 111V110H152ZM151 111V112H152ZM172 111V110H171ZM174 111V110H173ZM174 111V112H175ZM223 111H224V109H223ZM19 112V111H18ZM30 112V111H29ZM229 112V111H228ZM14 113V112H13ZM27 113V112H26ZM162 113V112H161ZM160 113V114H161ZM227 113V112H226ZM131 114V113H130ZM171 114V113H170ZM174 114V113H173ZM15 115V114H14ZM13 115V116H14ZM234 115V114H233ZM242 115V114H241ZM241 115H240V117H241ZM13 116H12V119H13ZM129 116V115H128ZM152 116V115H151ZM151 116H149L150 118L149 119H151L152 117ZM235 116V115H234ZM245 116V115H244ZM158 117H159V115H158ZM172 117V116H171ZM157 118V117H156ZM164 118V117H163ZM172 118H175V117H172ZM250 118V117H249ZM15 119H17V118H15ZM15 119H14V121H15ZM20 119H22V118H20ZM24 119V118H23ZM154 119H155V117H154ZM159 119H162L161 117L159 118ZM158 119V120H159ZM165 119V118H164ZM163 119V120H164ZM35 120V119H34ZM162 120V121H163ZM241 120V119H240ZM22 121V120H21ZM32 121V120H31ZM30 121V122H31ZM41 121V120H40ZM170 121V120H169ZM237 121V120H236ZM235 121V122H236ZM239 121V120H238ZM13 122V121H12ZM11 122V123H12ZM233 122V121H232ZM32 123V122H31ZM155 123H157V124H155ZM237 123H239V122H237ZM242 123V122H241ZM248 123V122H247ZM246 123V124H247ZM248 124H250V123H248ZM254 124V123H253ZM252 124V125H253ZM168 125V124H167ZM167 125H164V126H167ZM237 125V124H236ZM243 127H244V125L243 124H241ZM256 125V124H255ZM255 125H253V126H255ZM9 126V125H8ZM169 126V125H168ZM234 126V125H233ZM238 126V125H237ZM28 127V126H27ZM136 127H137V125H136ZM160 127H159V129H160ZM170 128H171V124H170V126H169ZM168 127V128H169ZM220 127V126H219ZM218 127V128H219ZM32 128V127H31ZM166 128L167 127H165V129L164 130H166ZM223 129H225V127H222ZM221 128V129H222ZM246 128H247V126H246ZM256 128V127H255ZM254 128V129H255ZM259 128V127H258ZM172 128L168 131L169 133H167V134H169V136H171V130H173ZM177 129V128H176ZM235 129V128H234ZM249 128H247V130H248ZM163 130V129H162ZM168 130V129H167ZM175 130V129H174ZM173 130V134H174V131ZM219 130H220V128H219ZM231 130H232V128H231ZM230 130V131H231ZM21 131V130H20ZM156 131H159V130H157L156 129ZM206 131H207V133H206ZM218 131V130H217ZM237 131V130H236ZM242 131V130H241ZM252 131V130H251ZM215 132V131H214ZM223 132H224V130H223ZM227 132V131H226ZM239 132V131H238ZM237 132V133H238ZM246 132V131H245ZM249 132V131H248ZM261 132V131H260ZM180 133H178V134H180ZM220 133V132H219ZM255 133V132H254ZM258 133V132H257ZM155 134V133H154ZM163 134V133H162ZM217 134H218V132H217ZM223 134V133H222ZM232 134V133H231ZM236 134V133H235ZM242 133H240L239 135H241ZM256 134V133H255ZM29 135V134H28ZM225 135V134H224ZM244 135V134H243ZM243 135H241V136H243ZM257 136H259V134H256ZM25 136H26V134H25ZM173 136V135H172ZM171 136V137H172ZM175 136V135H174ZM179 135H177V133H176V138H172L173 139V141L174 140H176L177 139V137H178ZM183 136V137H182ZM199 136H201V137H199ZM234 136V135H233ZM157 137H158V135H157ZM167 137V136H166ZM170 137V138H171ZM195 137L197 138V139H195ZM229 137V136H228ZM231 137V136H230ZM246 137V136H245ZM244 137V138H245ZM30 138V137H29ZM180 138H178L179 139V141L181 140ZM206 138V137H205ZM221 138V137H220ZM28 139V138H27ZM177 139V140H178ZM226 139V138H225ZM243 139V138H242ZM253 139V138H252ZM26 140V139H25ZM181 140V141H182ZM199 140V139H198ZM198 140H197V142H198ZM243 140H245V139H243ZM246 140H248V138L246 139ZM246 140L244 141L245 143H246ZM32 141H33V139H32ZM166 140H164V142H165ZM169 141V140H168ZM173 141H171L172 143H177V146L179 145L178 144V141H176V142H173ZM229 141V140H228ZM236 141H237V139H236ZM170 142V141H169ZM197 142H196V144H197ZM231 142V141H230ZM239 142V141H238ZM240 142H242V141H240ZM255 142V141H254ZM171 143V144H172ZM190 143V142H189ZM192 143V142H191ZM194 143V142H193ZM234 144H235V142H233ZM252 143V142H251ZM195 144V143H194ZM193 144V145H194ZM198 144H200V142H198ZM197 144V145H198ZM205 144V143H204ZM237 144V143H236ZM239 145H240V143H238ZM192 145V144H191ZM232 145V144H231ZM239 145H236L237 147L239 146ZM242 145V144H241ZM167 146V145H166ZM176 146V145H175ZM173 144H172V146L171 147H175ZM196 146V145H195ZM200 146H203V145H200ZM233 146V145H232ZM245 146H247V145H245ZM170 147V146H169ZM180 147H181V145H180ZM188 147L189 148H192V147H194V146H189L188 145ZM197 147V146H196ZM236 147V148H237ZM241 147V146H240ZM242 147H243V145H242ZM147 148V147H146ZM161 148V147H160ZM175 148H177V147H175ZM198 148H203V147H199L198 146ZM205 148H206V146H205ZM94 150H95V148H93ZM158 149V148H157ZM173 149V148H172ZM178 149V148H177ZM193 149H195V147L193 148ZM192 149V150H193ZM215 149V148H214ZM235 149V148H234ZM238 149V148H237ZM240 149V148H239ZM258 149H260V148H258ZM170 150H171V148H170ZM191 150V149H190ZM190 150H188V151H190ZM212 151H213V149H211ZM243 150V149H242ZM263 150V149H262ZM119 151V150H118ZM195 151V150H194ZM194 151H192V152H194ZM196 151H197V153L200 151H198L197 150V148H196ZM237 151V150H236ZM238 151H240V150H238ZM261 151V150H260ZM94 152H96V150L94 151ZM201 152H203V151H201ZM264 152V151H263ZM186 154L185 155H187L188 156V158H186V156H185V158L186 159H190L189 157L191 156V154H190V156H189V153L187 154V151L185 152ZM205 153V152H204ZM210 153V152H209ZM207 154V153H206ZM238 154H239V152H238ZM242 153H240V155H241ZM24 156V158H26V159H28V160H35V158H36V147L34 146V143L33 142H28V144H27V148L25 149V151L23 152V153H21V155H19V156ZM121 155V154H120ZM200 155V157H201V153L199 154ZM248 155H249V153H248ZM203 156H205V155H203ZM109 157H113L111 154L109 155ZM197 157V156H196ZM196 157H194L193 156V158H196ZM200 157L198 156V159H200ZM259 157H261V156H259ZM263 157V156H262ZM181 158H184V154H183V156H181ZM181 158H180V160H179V158H178V160L181 162ZM224 158V157H223ZM243 158V157H242ZM17 159V158H16ZM202 159V158H201ZM200 159V160H201ZM19 160V159H18ZM102 160H103V162H105V163H107L108 162V160H106L103 156H102ZM185 159H183L182 161H184ZM190 160H193L192 158L190 159ZM212 159H210V161H211ZM226 160L227 159H225V162H226ZM21 161V160H20ZM117 161V160H116ZM176 161V162H175ZM196 161V160H195ZM202 161V160H201ZM213 161L214 160H212L211 162L213 163ZM263 161V158H262V160H261V162ZM5 162V161H4ZM18 162V161H17ZM185 162H187L186 164H189L190 165V162L188 163V160L186 161L185 160ZM197 162V161H196ZM3 163V162H2ZM24 163V162H23ZM204 163V162H203ZM211 163V164H212ZM214 163H215V161H214ZM213 163V164H214ZM221 163H223V162H221ZM234 163V162H233ZM237 163V162H236ZM239 163V162H238ZM260 163V162H259ZM259 163H258V166H259ZM26 164V163H25ZM179 164H181V163H179ZM179 164H176L175 166H177V165H179ZM182 164H184L183 162H182ZM199 163H196L195 165V167H198L197 165H198ZM245 164H246V162H245ZM19 165V164H18ZM106 165V164H105ZM155 165V164H154ZM192 165V164H191ZM190 165V166H191ZM222 165V164H221ZM242 165V164H241ZM240 165V166H241ZM247 165V164H246ZM6 166V165H5ZM160 166V165H159ZM203 166V165H202ZM213 166V165H212ZM214 166H215V164H214ZM224 166V165H223ZM226 166V165H225ZM248 166H250V165H248ZM0 167H1V165H0ZM161 167V166H160ZM193 167H194V165H193ZM194 167V168H195ZM199 167H201V166H199ZM235 167V166H234ZM247 167V166H246ZM15 168V167H14ZM113 168V167H112ZM152 167H150V169H151ZM157 168V167H156ZM190 168H192V166L190 167ZM225 168V167H224ZM228 168H229V165H228ZM245 168V167H244ZM248 168V167H247ZM260 168V167H259ZM262 168V167H261ZM260 168V169H261ZM246 169V168H245ZM249 169V168H248ZM13 170H15V169H13ZM155 170V169H154ZM159 170V169H158ZM197 170V169H196ZM198 170H199V168H198ZM196 171V172H199V171ZM203 170H204V168H203ZM202 170V171H203ZM225 170V169H224ZM253 170V169H252ZM256 170V169H255ZM6 171H7V169H6ZM160 171V170H159ZM158 171V173L160 174V172ZM194 171V170H193ZM221 171H222V169H221ZM254 171V170H253ZM252 171V172H253ZM258 171V170H257ZM262 171V170H261ZM264 171V170H263ZM13 172H15V173H13V177H12V183H13V185H14V187L16 188V189H19V190H21L22 192H24V193H26L27 194V196H21V195H19V194H17L15 191H11V195H10V197L9 198H7L8 200L6 201V202H8L7 203V210L9 211V213H11V214H13L14 216L12 217V218H15V219H18L17 217H19V219L21 220V218L23 217V215L25 214V212H28V211H30L31 212V216H30V213H29V216H30V220H32V221H30V223L29 224H27V226H26V229L25 230H23L22 232H20V233H22L24 236H26L25 238H27V239H30L31 237H32V239H33V237H35V236H37V235H42L44 238H47V239H53V238H55V234H57L59 231H61L60 230V227H59V225L57 224V223H55L54 222V220L57 218V215H56V213H55V211L53 210V209H51L52 210V214L50 215H48V214H45L44 216H43V218H40L39 216H38V214H37V211H36V207H37V203H36V199H35V197L31 194V193H29V192H27L26 191V189L24 188V185L22 184V182H21V179H22V170H21V168H17V170L16 171H13ZM195 172V173H196ZM212 172V171H211ZM219 172V171H218ZM227 173H228V171H226ZM260 172V171H259ZM4 173V172H3ZM42 173V172H41ZM105 173V172H104ZM161 173H163V172H161ZM174 173V174H175ZM251 173V172H250ZM262 173V172H261ZM264 173V172H263ZM152 174V173H151ZM151 174H148L147 176H148V178L150 177V175ZM173 174V175H174ZM196 174H198V173H196ZM218 174V173H217ZM252 174V173H251ZM163 175V176H162ZM164 175L165 174H161V176H162V178L164 179L165 177H164ZM208 175V174H207ZM216 175V174H215ZM255 175V174H254ZM108 176V175H107ZM146 176V177H147ZM152 176V175H151ZM166 176V175H165ZM195 176V175H194ZM199 175H197V177H198ZM210 176V175H209ZM263 176V175H262ZM85 177V176H84ZM143 177V176H142ZM167 177V176H166ZM216 177V176H215ZM258 177V176H257ZM151 178V177H150ZM149 178V180H147V181H151V179ZM158 178V177H157ZM168 178V177H167ZM181 178H183L182 180H181ZM196 178V177H195ZM264 178V177H263ZM262 178V179H263ZM101 179V178H100ZM153 179H155L154 177H152V180ZM166 179V178H165ZM164 179V180H165ZM188 179H190V177L188 178ZM223 179H225V178H223ZM197 180V179H196ZM202 180V179H201ZM209 180V179H208ZM154 181H157L156 179L154 180ZM153 181V182H154ZM166 181V180H165ZM191 181V180H190ZM189 181V182H190ZM199 181H200V179H199ZM259 181H261L260 179H259ZM152 182V184H156V183H153ZM202 182V181H201ZM264 182V181H263ZM43 183V182H42ZM138 183H140L139 181H138ZM137 183V184H138ZM151 183V182H150ZM159 183V182H158ZM164 183H162V184H164ZM208 183V182H207ZM189 185H191L190 183H188ZM199 185H200V183H198ZM72 185H75L74 183H72ZM165 185V184H164ZM164 185H162V186H164ZM213 185V184H212ZM47 186V185H46ZM151 186V185H150ZM153 186V185H152ZM152 186H151V190L154 188H156L157 189V187L159 188L160 187V185H157L156 184V187H153L152 188ZM155 186V185H154ZM162 186H161V188H162ZM166 186V185H165ZM166 186V187H167ZM171 186V187H170ZM208 186V185H207ZM139 187L140 186H138V188L137 189H139ZM212 187V186H211ZM213 187H214V185H213ZM212 187V188H213ZM216 187V186H215ZM221 187V186H220ZM168 188V189H169ZM192 188H193V186H192ZM196 188V187H195ZM194 188V189H195ZM199 188V187H198ZM198 188H196V189H198ZM153 189V190H154ZM163 189L164 188H162V189H157V190H159V191H161V193L159 192V191H157L156 192V190H154L153 191V193L154 192H156V193H158V194H162V192H163ZM203 189V188H202ZM201 189V190H202ZM216 189H217V187H216ZM170 190V189H169ZM173 190V189H172ZM192 190V189H191ZM200 189H198V191H199ZM209 190V189H208ZM214 190V189H213ZM50 191V190H49ZM74 191V190H73ZM97 191V190H96ZM166 190H164V192H165ZM171 191V190H170ZM185 191V192H186ZM195 192H196V190H194ZM216 191H218V190H216ZM221 191V190H220ZM101 192V191H100ZM136 192V196H138V197H140V195H142V194H138L137 195V190L136 191H134L133 190V193H132V190H131V193L132 194H134ZM141 192V191H140ZM175 192V193H176ZM190 192V191H189ZM188 192V193H189ZM200 192V191H199ZM207 192V191H206ZM103 193V192H102ZM139 193V192H138ZM172 193V192H171ZM174 193V194H175ZM181 193V192H180ZM180 193H178V194H180ZM183 193V192H182ZM187 193V194H188ZM192 193H193V191H192ZM192 193H191V195H192ZM201 193H204V190L201 192ZM212 193H214V192H212ZM146 194V193H145ZM148 194V193H147ZM170 194V193H169ZM176 195V196H178L180 199H181V196H179V195ZM184 194V193H183ZM183 194H180V195H182V199H183V197L185 196H183ZM160 195H157L156 194V196H158V197H156V196H153L152 194H150V196H151V198H150V196L148 197V198H150V199H152V200H147V202L149 203V201L150 202H153L154 203V201H153V199H155V197H156V199L158 198V200H156L157 202L160 200L159 199V197H160ZM168 195V194H167ZM167 195L165 194V196H164V194H163V198H164V200L166 199H168V198H165V197H167ZM202 195V194H201ZM207 195H208V192H207ZM214 195H215V193H214ZM56 196H57V198H58V202H59V210H60V212H61V215L63 216V218L66 220V219H69V217H71V216H73V213H72V211H71V209H70V207H69V205L66 203V201L64 200V198L61 196V194L57 191V193H56ZM128 196H131L130 194L128 195ZM170 196V195H169ZM188 196V195H187ZM190 196V195H189ZM196 196H197V194H196ZM225 196V195H224ZM145 197H147V196H145ZM145 197H144V199H145ZM152 197H154V198H152ZM161 197V198H162ZM171 197H173V196H171ZM186 197V196H185ZM193 197H195V196H193ZM226 197V196H225ZM94 198V197H93ZM134 198H135V196H134ZM143 198V197H142ZM176 198V197H175ZM190 198V197H189ZM198 198V197H197ZM217 198V197H216ZM139 199V198H138ZM174 199V198H173ZM181 199V200H182ZM185 199V201H186V198H184ZM184 199L182 200V201H184ZM136 200V199H135ZM141 200V199H140ZM146 200V199H145ZM165 200V201H166ZM175 200V199H174ZM177 200V199H176ZM175 200V201H176ZM181 200H177L178 201V203H182V201ZM192 200V202H194V200L195 199H191ZM190 200V201H191ZM198 200V199H197ZM162 202H164L163 201V199L161 200ZM161 201L159 202V203H161ZM177 201H176V203H177ZM183 202V203H187V202ZM206 201V200H205ZM208 201V200H207ZM135 202V201H134ZM144 202V201H143ZM168 202V201H167ZM170 203H172L171 202V200L169 201ZM200 202V201H199ZM198 202V203H199ZM215 202H216V200H215ZM87 203V202H86ZM101 203V202H100ZM116 203V204H115ZM144 203H146V202H144ZM144 203H140L141 205L142 204H144ZM153 203H150V205L152 204V205H154ZM159 203H158V205H154V207H158V211H161L162 210V207H163V205H159ZM165 203V202H164ZM163 203V204H164ZM181 204V205H184V204ZM201 203V202H200ZM218 203V202H217ZM216 203V204H217ZM117 206V209H118V211L116 212L115 211V209L113 210L112 209V205L113 206H115V205ZM188 204V203H187ZM202 204V203H201ZM1 205V204H0ZM146 205H147V203L145 204V206L143 205V206H137V207H139L140 208V210H141V208H143V207H145L146 208ZM151 205V206H152ZM165 205H167L168 207H169V205L171 206V205H174V204H169L168 205V203H165ZM179 205V204H178ZM204 205V204H203ZM220 205V204H219ZM4 206V205H3ZM116 206H115V208H116ZM160 206H161V208H160ZM166 206V207H167ZM189 206H191L190 204H189ZM188 205L186 206V207H189ZM6 207V206H5ZM90 207V206H89ZM148 207V206H147ZM150 207V206H149ZM154 207H152V208H154ZM178 207V206H177ZM176 207V208H177ZM179 207H180V205H179ZM185 207V206H184ZM186 207L184 208L185 210H186ZM105 208V209H106ZM133 208V207H132ZM135 208V207H134ZM144 208V209H145ZM165 208V207H164ZM171 208V207H170ZM181 208V207H180ZM191 208H192V211L194 210L195 211V209H193L194 208V205H193V207L191 206ZM219 208V207H218ZM221 209H222V211H223V208L222 207H220ZM219 208V209H220ZM6 209V208H5ZM137 209V208H136ZM144 209H142V210H144ZM149 209V208H148ZM150 209H151V207H150ZM154 209H156V208H154ZM154 209H152V212H153V210ZM167 209V208H166ZM165 209V210H166ZM169 209V208H168ZM201 209H203V208H201ZM225 209V208H224ZM63 210H64V212H63ZM106 210V211H107ZM130 210V211H129ZM139 210V211H140ZM145 210H147V209H145ZM157 210H154V211H157ZM170 210V209H169ZM171 210H174L175 212H176V214H179V212H180V209H172L171 208ZM170 210V211H171ZM179 210V211H178ZM5 211V210H4ZM3 211V212H4ZM162 211H164V209L162 210ZM161 211V212H162ZM166 211H168V210H166ZM182 211V210H181ZM187 211H188V208H187ZM189 211H191V210H189ZM188 211V212H189ZM193 211V212H194ZM207 211V210H206ZM209 211V210H208ZM225 211V210H224ZM2 212V213H3ZM67 212V213H66ZM133 212V211H132ZM136 212V211H135ZM149 212V211H148ZM146 213V217H147V214H150V212L149 213ZM151 212V213H152ZM192 212V213H193ZM144 213V212H143ZM142 213V214H143ZM154 213V212H153ZM223 213V212H222ZM225 213V212H224ZM131 214H133V213H130V216H131ZM141 214V213H140ZM141 214V215H142ZM159 214V215H158ZM160 214H162V213H157V216H161ZM167 214H168V212H167ZM171 214H174V213H171ZM180 214H182L183 216H184V211H182V213L180 212ZM178 215V217L179 216H181V215ZM194 214V213H193ZM136 215H138L139 216V213L138 214H136ZM151 215V214H150ZM155 215H156V212H155ZM169 215V216H168ZM168 215H166V220H169V218L167 219V216L168 217H170V214H168ZM190 215H192V214H190ZM197 215V214H196ZM209 215V214H208ZM211 215V214H210ZM223 215V214H222ZM225 215H227V214H225ZM229 215V214H228ZM3 215H1V217H2ZM6 216V215H5ZM4 216V217H5ZM9 216V215H8ZM22 216V217H21ZM84 216V215H83ZM134 216L135 215H133V216H131V217H133L134 218ZM143 216V215H142ZM144 216H145V214H144ZM162 216L164 217L165 215H164V213L162 214ZM177 216V215H176ZM193 216V215H192ZM224 216V215H223ZM92 217V216H91ZM139 217H141V216H139ZM145 217V218H146ZM152 217H154V216H152ZM173 217V215H171V219H173L172 218ZM174 217H175V214H174ZM177 217V218H178ZM185 217V216H184ZM137 218V217H136ZM190 218V217H189ZM195 218V220H197L198 219V217H194L193 216V219ZM225 218H226V216H225ZM2 219V218H1ZM130 219H132V218H130ZM144 219V218H143ZM149 219V218H148ZM148 219H146V220H148ZM182 219H183V217H182ZM181 219V220H182ZM185 220H186V218H184ZM14 220V219H13ZM12 220V221H13ZM92 220V219H91ZM91 220H89V221H91ZM133 220V219H132ZM142 220V219H141ZM141 220H139V221H141ZM145 219L143 220V221H146ZM149 220H151L150 222H151V224L152 223H155V222H153V220L155 221V220H157V218L156 219H149ZM176 220H178V221H176L175 223H176V225H177V223L179 222V220H180V218L179 219H176ZM185 220H183V221H180V223L181 222H184ZM192 220V219H191ZM205 220V219H204ZM213 220V219H212ZM6 221V220H5ZM135 221V220H134ZM161 221H165V220H163V218L161 219ZM170 221V220H169ZM169 221H166V226H167V224H168V226L171 228L172 227V225H171V222L173 221L174 222V219L171 221V222H169ZM189 221V220H188ZM188 221L186 220L185 221V223H184V225L183 226H181L182 228H184L183 230H185V227H186V231H192L191 233H193V234H191V233H189V235L190 236H192V238H193V236H194V234H197L198 232L200 233V235H198L199 236V239H198V236L197 237H194V238H196V239H194L193 241H195L194 242V244H193V241H191L192 242V244H191V246L189 245L191 242L189 241L190 239H191V237L189 236V235H187L188 233H186V231H184L183 233L185 234V235H182L183 233H181L180 231H182V229L180 230V231H174V228H173V231H172V233H170V231L172 230V228L171 229H169L168 231L166 230L167 228H168V226H167V228H165V227H163V228H161V229H163V231L164 230H166V232H169L168 234H169V236H171L172 238H174L173 237V233H174V236L176 237V235L175 234H177V233H175V232H180L181 234L179 235V234H177L178 235V237L180 238V237H185L184 239L186 240V241H189V242H186V241H184L185 242V244L186 245H188V246H190V248L193 246V245H195V243L197 244V248L195 247V249L194 250H196V252H197V249L199 248V250H200V248L202 249L203 248V244L204 243H206V242H208V243H206V247L205 248H203V250H202V256H198V257H196L197 255V253H195V259H197V258H200V260H201V258H203V259H205L204 257H205V254L206 255H209V253H210V251H212L213 252V250H211V247L209 246L210 245V242H211V240H210V242H209V239H210V237L212 236V235H210L209 236V239L208 240H206L205 241V239H204V237H203V234H202V231H203V228H204V225L202 226L201 225V227H202V230L200 231L196 226H195V228H197L195 231H197L198 230V232H195V231H193L194 229L193 228H191V227H188L187 228V226L185 225L186 224V222H187V225L189 224L188 223ZM199 221V220H198ZM197 221V223H200L202 220H200V222H198ZM1 222H2V220H1ZM15 222V221H14ZM65 222V221H64ZM75 222V221H74ZM103 222V221H102ZM106 222H104V223H106ZM147 222V224H148V221H146ZM168 222V223H167ZM190 222V221H189ZM193 221H191V223L190 224H193V227H194V225H196L195 224V222H193ZM12 223V222H11ZM19 223H20V221H19ZM66 223V222H65ZM68 223V222H67ZM103 223V224H104ZM118 223V224H119ZM133 223V222H132ZM164 223V222H163ZM163 223H161L160 222V224H163ZM175 223H174V225H175ZM179 223V224H180ZM225 223V222H224ZM231 223V222H230ZM230 223H227L225 226L226 227H228L229 226V228L231 229V227H230ZM61 224V223H60ZM69 224V223H68ZM71 224V223H70ZM102 224V225H103ZM119 224V225H120ZM156 224V223H155ZM157 224H159L158 223V221H157ZM160 224L158 225V227H161L160 226ZM178 224V225H179ZM183 224V223H182ZM182 224H180V225H182ZM200 224H203L202 222L200 223ZM199 224V225H200ZM229 224V225H228ZM5 225V224H4ZM55 225V226H54ZM72 225V224H71ZM96 225V224H95ZM102 225H101V228H102ZM149 225H150V223H149ZM165 225V224H164ZM171 225V226H170ZM176 225H175V227H176ZM205 225H207V224H205ZM216 225V224H215ZM232 226H233V224H231ZM89 226V225H88ZM127 226V225H126ZM131 226H133V224L131 225ZM141 226H145L144 224H142L141 223ZM147 226V225H146ZM146 226H145V228H146ZM152 226H154L153 224H152ZM157 225H155L154 227H151L152 229L154 228V229H157L158 227H156ZM185 226V227H184ZM50 227H55L54 229H55V231H54V233L53 234H51V231H53L52 229H51V231H48V229L50 228ZM69 227V226H68ZM73 227V226H72ZM87 227V226H86ZM103 227H105L104 225H103ZM128 227H129V225H128ZM156 227V228H155ZM178 227V226H177ZM176 227V228H177ZM180 227V226H179ZM200 226H199V228H201ZM1 230H2V232L0 233V250H2V247L4 246V244H6V242L7 241H9V239H10V237H12V236H14V237H16L17 239L20 237V233H17L16 235H14L13 233H11L9 230H7L6 228H5V226H1ZM65 228V227H64ZM107 228H105V229H107ZM117 228V227H116ZM120 228V227H119ZM130 228V227H129ZM144 228V227H143ZM150 228V229H151ZM175 228V229H176ZM121 229V228H120ZM119 229V230H120ZM126 229V228H125ZM131 229V228H130ZM137 229V228H136ZM135 229V230H136ZM159 229V232H161V229L160 228H158ZM158 229H157V231H158ZM190 229V230H189ZM211 229V228H210ZM210 229L209 230H207V229H205V231H210ZM230 229H228V230H230ZM233 229V228H232ZM231 229V230H232ZM0 230V231H1ZM70 230V229H69ZM76 230H77V228H76ZM101 230H103V229H101ZM100 230V231H101ZM118 230V229H117ZM123 230V229H122ZM128 230V229H127ZM143 230V229H142ZM179 230V229H178ZM104 231V230H103ZM102 231V232H103ZM130 231V230H129ZM134 231V230H133ZM137 231H139V230H137ZM135 232L134 233V235L135 234H137L138 233V235L139 234H141V233H139V232ZM146 231V230H145ZM157 231H155V233L157 232ZM212 231H215V229H211V231L210 232H212ZM119 232V231H118ZM123 232H124V230H123ZM150 232L152 233V231H149V234H150ZM210 232H208V234L210 233ZM224 232V231H223ZM229 232V231H228ZM61 233V232H60ZM99 233V232H98ZM107 233H109V232H107ZM114 233V232H113ZM121 233V232H120ZM125 233H126V231H125ZM143 233V232H142ZM146 233V232H145ZM155 233H153V238L155 237ZM51 234V238H48V236L47 235H50ZM111 234V233H110ZM116 234V233H115ZM114 234V235H115ZM133 234V233H132ZM164 234V236L163 235H160L159 234V236L163 239V238H166L165 237V235L167 236L168 234H166V233H163ZM172 234V235H171ZM204 234H207L206 232H204ZM207 234V235H208ZM213 234V233H212ZM214 234H215V232H214ZM229 234V236H230V234L231 233H228ZM103 235V234H102ZM104 235H106L105 233H104ZM103 235V236H104ZM126 235V234H125ZM131 235V234H130ZM144 235V234H143ZM182 235V236H181ZM41 236V237H42ZM84 236V235H83ZM97 236V235H96ZM100 236V235H99ZM110 236V235H109ZM127 236V235H126ZM149 236H151V235H149ZM163 236V237H162ZM169 236H167V238L169 237ZM205 236V235H204ZM215 236V235H214ZM219 236V235H218ZM223 236V235H222ZM221 236V237H222ZM93 237V236H92ZM101 237V236H100ZM117 237H118V235H117ZM130 237V236H129ZM145 237V236H144ZM157 237V236H156ZM159 237V238H160ZM187 237H189L190 239L189 240H187ZM206 237H208V236H206ZM216 237V239L218 238L217 236H215ZM214 237V238H215ZM220 237V236H219ZM225 237L226 236H224V239H225ZM72 238V237H71ZM89 238H91V236L89 237ZM102 238V237H101ZM105 238V240H106V237H104ZM103 238V239H104ZM108 238H110V237H108ZM120 238H124V237H122V235H121V237ZM131 238V237H130ZM134 238V237H133ZM139 238H140V236H139ZM138 238V239H139ZM158 238V237H157ZM223 238V237H222ZM222 238H219L220 240H223ZM21 239V238H20ZM38 239H39V237H38ZM99 239V238H98ZM137 239V238H136ZM150 239V238H149ZM176 239H177V237H176ZM175 238L174 239H171V240H169V241H171V242H169L168 240H166V242L165 243H174V240H176ZM197 239H198V241H197ZM227 239V238H226ZM86 240H87V237H85L84 238V241H83V243H81V244H84V242H86ZM96 240V239H95ZM116 240H119V239H116ZM129 240V239H128ZM127 240V241H128ZM145 240V239H144ZM151 240V239H150ZM159 240H161V239H158L157 241H159ZM181 240V239H180ZM180 240H177L178 242L176 243V241H175V243L174 244H172V246L174 245V247H176L177 246V244L179 243V246L181 245H183L184 243H182V244H180ZM192 240V239H191ZM28 241V240H27ZM46 241V240H45ZM67 241V240H66ZM89 241V240H88ZM107 241H108V239H107ZM114 241H115V239H114ZM123 241V240H122ZM121 241V242H122ZM125 241V240H124ZM123 241V242H124ZM143 241V240H142ZM152 242L154 241V240H151ZM198 243H197V242ZM217 241H219V240H217ZM39 242V241H38ZM38 242H36L35 243V245H37L38 244ZM57 243V241L56 240H54L53 241V244H50L49 246H44V248H43V250H41V248H40V250H41V252L38 254L39 256H37V257H35V260H37V263L36 264H40L41 262H43L47 257H49L51 254H53L54 252H57L56 251V247H55V245H54V243ZM70 242V241H69ZM90 243H91V241H89ZM98 242V241H97ZM99 242H101V241H99ZM104 242V241H103ZM122 242V243H123ZM147 243H149L148 242V240L146 241ZM156 242V241H155ZM154 242V243H155ZM162 242L163 241H161V244H162ZM220 242V241H219ZM224 242H225V240H224ZM227 242V241H226ZM230 242H232V240L230 239ZM55 243V244H56ZM105 243V242H104ZM119 243V242H118ZM127 243V242H126ZM129 243V242H128ZM134 243V245H136V241H134L133 242ZM139 243V242H138ZM142 243V242H141ZM140 243V244H141ZM143 243H144V241H143ZM158 243V242H157ZM168 243H167V245H168ZM187 243H189V244H187ZM222 243V242H221ZM33 244V243H32ZM68 244V243H67ZM88 244V243H87ZM120 244V243H119ZM132 244V243H131ZM152 244V243H151ZM159 244H160V242H159ZM176 244V245H175ZM184 244V245H185ZM214 244V243H213ZM230 244V243H229ZM34 245V244H33ZM40 245V244H39ZM95 245V244H94ZM98 245H100L101 246V243L99 244L98 243ZM109 245H110V243H109ZM112 245V244H111ZM129 245V244H128ZM143 245V244H142ZM148 244H146V246H145V244H144V246L145 247H147L148 248V246H147ZM153 245H155V244H152V246ZM157 245V244H156ZM163 245H164V243H163ZM162 245V246H163ZM167 245H165V246H167ZM203 245V246H202ZM208 245V246H207ZM217 245H220V244H217ZM216 245V246H217ZM91 246V245H90ZM104 246V245H103ZM102 246V247H103ZM130 246V245H129ZM149 246H150V243H149ZM159 247V248H165V246H163V247ZM199 246V247H198ZM201 246V247H200ZM225 246V245H224ZM87 247V246H86ZM106 247V246H105ZM105 247H104V249H102L101 251H107V250H105ZM114 247V246H113ZM116 247V246H115ZM115 247H114V249H115ZM119 247V246H118ZM118 247H116L117 249H118ZM134 247V246H133ZM141 247V246H140ZM157 248H158V246H156ZM155 247V250H157V248ZM167 247H170V245L169 246H167ZM166 247V248H167ZM174 247L172 248V247H170V248H172L174 251L176 250V249H174ZM213 247V246H212ZM220 247H221V245H220ZM228 247H229V245H228ZM227 247V248H228ZM90 248V247H89ZM92 248V247H91ZM90 248V249H91ZM129 248V247H128ZM135 248H136V246H135ZM138 248H139V245H138ZM138 248H137V250H138ZM154 248V247H153ZM165 248V249H166ZM169 248V250L170 251H172V252H174L173 250H171ZM179 250H181L182 251V249L184 250V248H179V247H177ZM189 248V249H190ZM217 248V247H216ZM226 248V249H227ZM107 249V248H106ZM111 249V248H110ZM144 249V248H143ZM165 249H162V251L164 250V252H165ZM178 249H177V252H176V255H174V254H172L169 250H166V251H169V253H171L172 255H174V256H176L175 258L173 257V263L175 264L176 263V261L177 260H175L176 258H177V256H178V258H179V255H177L178 253H180V252H178ZM186 249V248H185ZM188 249V248H187ZM218 249H220L221 251H222V249L221 248H219L218 247ZM96 250V249H95ZM112 250V249H111ZM110 250V251H111ZM119 250V249H118ZM117 250V251H118ZM122 250V249H121ZM124 250V249H123ZM136 250V249H135ZM136 250V251H137ZM142 250V249H141ZM140 250V252H142ZM154 250V249H153ZM154 250V251H155ZM191 250H193V249H191ZM198 250V251H199ZM216 250V249H215ZM228 250L230 251V248H228ZM98 251H100V249L98 250ZM126 251V250H125ZM130 251V250H129ZM146 251V250H145ZM149 251H151V249L150 250H148V252ZM159 251V250H158ZM186 251H187V254H186ZM184 250L182 253H180V254H183V253H185V255L183 256V257H185L186 255V259H187V257L188 258H190L191 259V257L193 256V254H194V252H193V254L191 255V253L190 254H188V251L190 252V250ZM217 251V250H216ZM6 252V251H5ZM37 252H38V250H37ZM76 252V251H75ZM97 252V251H96ZM95 252V253H96ZM116 252V251H115ZM138 252H139V250H138ZM144 252V251H143ZM142 252V253H143ZM200 252H201V250H200ZM222 252H225L226 253V251H222ZM114 253V252H113ZM118 253V252H117ZM151 253V252H150ZM149 253V254H150ZM160 253H161V251H160ZM166 253V252H165ZM217 253V252H216ZM218 253H220V252H218ZM225 253H223L224 254V256H225ZM231 253V252H230ZM48 254V255H47ZM104 254V253H103ZM106 254V253H105ZM109 254V253H108ZM120 254V253H119ZM118 254V255H119ZM157 254V253H156ZM163 254V253H162ZM167 254V253H166ZM165 254V255H166ZM201 254V253H200ZM227 254V253H226ZM233 254H235V253H233ZM112 254H110V256H111ZM155 254L153 253V256H154ZM164 255V256H165ZM167 255H170V254H167ZM191 255V257H189V256ZM211 256H213V254H210ZM209 255V256H210ZM56 254H54V259H53V263L51 262V264H59L60 263V260H59V258L58 259H56ZM102 256V255H101ZM109 256V255H108ZM122 256V255H121ZM145 256V255H144ZM148 256H150V255H148ZM182 255H180V258H182L181 257ZM208 256V257H209ZM219 256H222V255H219ZM229 255H227V257H228ZM103 257V256H102ZM102 257H101V259H102ZM119 257V256H118ZM123 257V256H122ZM147 257V256H146ZM155 257H158V255L156 256L155 255ZM162 257H163V255H162ZM162 257H158V258H161L162 260L164 259V257L162 258ZM213 257H216L215 255L213 256ZM233 257V256H232ZM231 257V259H233ZM30 259H33V257H29ZM129 258V257H128ZM144 258V257H143ZM149 258V257H148ZM151 258V257H150ZM153 258V257H152ZM166 258H167V256H166ZM168 258L170 259V258H172V257H169L168 256ZM177 258V259H178ZM193 258V257H192ZM106 259H107V257H106ZM132 259H133V257H132ZM169 259H164V260H167V262H169ZM183 259V258H182ZM195 259H193L192 261H194ZM208 259V258H207ZM206 259V260H207ZM210 259V258H209ZM216 259V258H215ZM218 259H221V258H219L218 257ZM218 259H217V261H218ZM226 259V258H225ZM228 259V258H227ZM230 259V257H229V260H231ZM109 260V259H108ZM121 260V259H120ZM131 260V259H130ZM160 260V259H159ZM158 260V261H159ZM171 260V259H170ZM184 260V261H183ZM181 262H182V264L184 263V264H187V263H185V261H189V259H187V260H185V259H183ZM199 260V259H198ZM212 261H215V260H213V259H211ZM211 260H210V263L209 264H214L213 262H211ZM24 261V260H23ZM102 260H98V262H96V257H95V254L93 253V255L92 254H89V255H85L84 253H82L81 251H79V249H78V251L76 252V253H72V256L70 257V260L67 262V263H65V264H100V262H101ZM134 261H136V260H134ZM148 262H149V260H147ZM153 261V260H152ZM157 261V260H156ZM178 261H180V259H178ZM187 261V262H188ZM203 262H206L205 260H202ZM208 261V260H207ZM226 261V260H225ZM224 261V262H225ZM190 262V261H189ZM195 262L196 261H194L193 263L195 264ZM197 262H199V261H197ZM226 262H229V261H226ZM231 263H233L232 262V260L230 261ZM2 263H4V261H1V264ZM122 263H124L123 261H122ZM144 263H147L146 261L144 262ZM150 263H152V262H150ZM154 264H155V261L153 262ZM152 263V264H153ZM160 263V262H159ZM158 263V264H159ZM162 263H164L163 261H162ZM161 263V264H162ZM170 263H172V261H170ZM169 263V264H170ZM172 263V264H173ZM202 263V262H201ZM200 263V264H201ZM250 263V262H249ZM248 263V264H249ZM108 264V263H107ZM133 264H136V263H133ZM165 264H168V263H165ZM177 264H180L179 262H177ZM198 264V263H197ZM202 264H204V263H202ZM206 264V263H205ZM218 264V263H217ZM226 264V263H225ZM235 264V263H234Z\"/></svg>", "mask_w": 264, "mask_h": 264}]
</instances>
